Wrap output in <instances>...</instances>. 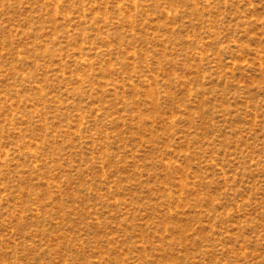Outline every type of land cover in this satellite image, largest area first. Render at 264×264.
<instances>
[{"label": "rangeland", "instance_id": "rangeland-1", "mask_svg": "<svg viewBox=\"0 0 264 264\" xmlns=\"http://www.w3.org/2000/svg\"><path fill=\"white\" fill-rule=\"evenodd\" d=\"M0 264H264V0H0Z\"/></svg>", "mask_w": 264, "mask_h": 264}]
</instances>
